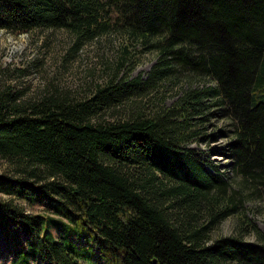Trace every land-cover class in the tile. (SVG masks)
<instances>
[{
    "label": "trees",
    "instance_id": "obj_1",
    "mask_svg": "<svg viewBox=\"0 0 264 264\" xmlns=\"http://www.w3.org/2000/svg\"><path fill=\"white\" fill-rule=\"evenodd\" d=\"M36 28L66 29L76 46L117 30L157 58L146 78L116 70L83 97L21 101L0 85L9 264H264V230L238 212L237 198L247 190L264 205V99L254 94L264 81V0H0V29ZM180 74L213 84L191 82L169 105L104 117ZM213 106L228 120L235 186L191 146L207 138L199 132ZM18 200L53 216L30 214ZM233 213L255 241L210 239Z\"/></svg>",
    "mask_w": 264,
    "mask_h": 264
},
{
    "label": "rangeland",
    "instance_id": "obj_2",
    "mask_svg": "<svg viewBox=\"0 0 264 264\" xmlns=\"http://www.w3.org/2000/svg\"><path fill=\"white\" fill-rule=\"evenodd\" d=\"M74 34L63 28H36L29 32L12 33L0 29V85L9 87L13 92H19L20 100H34L39 96L53 92H67L71 96L83 97L90 94L98 82H104L118 70L119 77H135L141 75L144 79L156 62L157 52L145 44L136 43L123 32L113 30L97 38L76 46ZM114 72V73H113ZM188 75V74H184ZM180 74L159 84L143 95H135L123 103L112 106L104 115L107 119L116 118L129 113L136 108H147L151 105H169L182 88L204 82L213 84L208 78L185 77ZM188 78L190 80H188ZM255 100L264 99V81L255 90ZM154 103V104H153ZM212 114L208 121L201 125L199 136L204 139H194L191 146L201 151L202 157L208 154L219 171L231 176L229 184L236 185L238 178L231 168V158L226 149L230 137L228 120L221 116L217 106L209 109ZM213 134L216 137H211ZM0 173H10L6 162L0 158ZM235 188V187H234ZM244 190L237 193L241 200L239 213L246 214L260 230H264V205L254 199ZM248 195V197H247ZM1 198H7L1 195ZM247 198V199H246ZM20 206L30 214L53 216L45 211L41 204L18 200ZM239 213L227 216L210 232V239L221 236L238 235L242 239L255 241V235L240 231ZM3 225V224H2ZM4 242L0 234V264H9L11 254L3 248ZM10 247V244H7ZM2 250V251H1ZM5 257V258H4ZM8 259V260H7ZM4 261V262H3ZM7 261V262H6ZM83 264H102L98 260L83 262Z\"/></svg>",
    "mask_w": 264,
    "mask_h": 264
}]
</instances>
